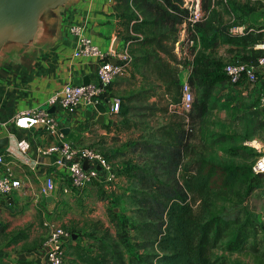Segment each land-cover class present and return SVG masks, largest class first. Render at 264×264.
<instances>
[{
  "label": "rangeland",
  "instance_id": "obj_1",
  "mask_svg": "<svg viewBox=\"0 0 264 264\" xmlns=\"http://www.w3.org/2000/svg\"><path fill=\"white\" fill-rule=\"evenodd\" d=\"M200 6L197 22L190 21L188 10L181 7L186 30L196 36L192 46L181 48V65L171 64L177 71H188L186 77L178 74L179 82L182 79L189 83L188 77L195 76L196 70L215 72L217 68L219 72L224 62L244 61L241 59L244 57L254 63L263 54L244 48L233 52L227 45L228 36L237 26L242 25L250 32V28L255 30L264 23L258 16V12L264 13L259 0H201ZM145 51L153 52L151 47ZM199 56L202 61L195 62ZM189 85L193 100L202 98L197 85ZM156 95L157 101L146 100L135 106L152 104L154 110L132 109L126 121L122 116L118 120L114 114H107L106 135L89 130L83 140H68L73 146H90L105 154L115 170V178L103 186L95 181V194L88 191L80 197L64 196L51 208L42 205L26 208L25 212L32 217L28 221L20 217V224H16L17 219L5 221L0 213V260L12 264L29 260L34 264L29 257L40 254L48 264L46 224L52 221L74 234V238L71 236L64 242V264H149L152 255L162 253L157 237L159 230H165L160 219L149 216L147 210L155 208L153 211L160 212L162 206H152L140 195L141 191H149L152 177L142 180L130 168L152 170L164 183L179 188L185 169L192 171L201 158L251 169L264 156V73L258 72L256 82L250 86L232 84L218 75L205 96L203 116L192 109L181 110L177 102L171 103L170 94L161 97L157 91ZM148 112L151 114L147 115ZM135 113L139 115L136 117ZM113 118L118 120L116 130L110 129ZM172 121L184 122L186 132V148H182L178 170L167 165L169 148L160 142L157 132L160 126ZM251 177L237 181L227 190L208 191L194 205L202 215L216 214L237 221L231 230L246 218L258 226V233L249 236L240 250H225L223 246L230 236L224 238L212 251L216 264H264V205L255 203L259 190L246 193Z\"/></svg>",
  "mask_w": 264,
  "mask_h": 264
},
{
  "label": "crops",
  "instance_id": "obj_2",
  "mask_svg": "<svg viewBox=\"0 0 264 264\" xmlns=\"http://www.w3.org/2000/svg\"><path fill=\"white\" fill-rule=\"evenodd\" d=\"M261 5L264 8L262 3ZM178 6L182 9L180 2ZM128 8L127 16L121 0H77L61 12V35L56 41L49 46L39 47L20 55L8 56L0 63V139H7L5 147L0 148V152L4 155V164L0 168V173L9 174L21 181L20 189L7 198H0V213L5 221L17 219L16 224H20V217L24 221L32 217L25 212L26 208L34 209L40 205L51 208L64 196L80 197L88 191H93L94 194L97 191V186L93 182L78 193H65L63 187L68 182L69 174L66 162L56 163V159L59 158L58 152L42 154L39 150L65 140L77 141L79 138L83 140V136H88L89 130L97 131L98 135H106L105 126L109 121L107 113L104 114L102 122H98L99 115L95 108L88 110L78 106L69 111L59 106H52L51 108L54 109L51 113L57 124L54 130H48L40 125L33 128H19L14 124L17 114L24 110L45 107L47 99L59 92L65 84H83L84 81L95 80L97 60L93 57L73 55L76 44L69 32L71 24L84 25L92 41L104 51L112 50L113 47L120 48L125 42L129 44L132 62L126 73L109 85L107 102L116 98L121 102L122 109V107L130 108L139 104L134 97L138 92L150 94L148 99L150 103H153V100L157 101L154 97H157V91L160 92L161 97L166 96L164 84L157 80V76L150 72L146 65L148 55L145 49L154 47L143 42L145 38L156 35L164 29L148 26L149 18L142 13L141 9L136 8L132 0H128ZM167 10L173 13L170 8ZM258 16L264 21L263 11L258 12ZM178 24L175 25L178 28L175 42L186 29L184 21ZM237 27L238 31L233 30L230 35L246 34L247 28L242 25ZM239 29L242 30L239 31ZM252 30L264 32V23L259 24L255 30L250 28V31ZM195 36H193L194 41ZM175 42L173 52L177 59L183 62L179 59L182 55L181 48L187 45L183 44L177 49ZM263 42L246 47L230 42L227 45L233 52L244 48L261 51L264 54V48L261 47ZM155 52L157 57L165 59L163 53L157 50ZM178 72L181 77H186L188 73L187 69ZM260 72L264 73V70ZM183 81L180 79V83ZM128 110L126 119L131 113V109ZM114 115L113 117H117L118 120L121 119L119 112ZM135 115L137 117L139 114L135 113ZM118 120L112 119L110 129L116 130L119 127ZM65 130H67L66 133ZM109 133L112 132L109 131ZM21 140L26 143V148L23 150L18 148V142ZM48 175L54 177L56 188L50 194L43 195L40 190ZM97 184L103 186V184ZM48 196H51L50 201L46 200ZM71 234V238H74V234ZM29 259L34 264H46L44 256L40 254L32 255Z\"/></svg>",
  "mask_w": 264,
  "mask_h": 264
},
{
  "label": "trees",
  "instance_id": "obj_3",
  "mask_svg": "<svg viewBox=\"0 0 264 264\" xmlns=\"http://www.w3.org/2000/svg\"><path fill=\"white\" fill-rule=\"evenodd\" d=\"M121 2L128 16V0H121ZM132 2L136 8L141 9L142 13L147 15L149 18L148 26L164 29V31L143 40V42L154 47L152 48L153 52L145 51L148 55L146 65L149 71L157 76V80L164 84L165 94H170V97H172L171 103H178L182 93L178 71L175 67L181 65V61L177 59L176 54L173 52V44L177 38L175 25L183 21L182 14L180 13L184 10L178 6L180 1L132 0ZM203 6L204 8L207 7L205 2ZM167 8H170L173 13L169 12ZM227 41L246 47L264 41V32L250 31L241 36L229 35ZM155 50L163 53L165 59L157 57ZM257 52L261 53V51ZM241 59L244 61L249 60L244 57H241ZM200 61L202 59L199 56L195 62ZM171 64L176 66L173 67ZM221 67L219 72H217V68H215V72L196 70L195 76L188 77L189 83L197 85V88L202 93V98L193 100L190 108L196 111L198 116H203L205 113V96L216 77L223 75L227 78ZM106 97H108L107 93L102 95L103 99ZM134 97H136L138 103H144L149 99L150 94L138 92ZM135 106L130 108L126 106L121 109V102H119L118 112L126 121L128 109H155L152 104L142 108ZM149 114L151 113L148 112L147 115ZM126 125L129 124L127 123ZM183 125L184 122L182 121H172L168 125L160 126L157 130L160 142L169 148L167 165L171 166L173 170H178V167L181 165V151L182 148H186V132ZM158 148L160 149V146ZM196 163L192 171L185 169L186 171L181 176L182 182L179 188L164 183L152 170L150 172L148 169H141L140 167L130 168L131 171L135 172L134 175H139V178L142 180L148 176L152 177L149 191H141L140 195L146 201L151 202L152 206H162L160 212L153 211L155 208L147 210L149 216L154 219H160L161 225L164 226L165 230H159L157 237V246L162 253L152 255L151 259L147 261L149 264H216V260L212 257V251L224 238L230 236L223 246L224 249L236 251L243 247L249 236H255L259 231L258 226L250 221L249 218H246L234 230H231L232 225L237 221L225 219L216 214L202 215V213H199L194 208V205L208 191L213 189L227 190L233 187L237 181L245 180L247 177L252 176L248 180L246 193H253L259 190L258 193L260 194L259 198L261 201L259 202V198H256L255 203H258L262 207L264 205V185L260 181L264 182V173L253 171L252 173L250 167L218 163L204 158L199 159ZM254 178H257L256 182H252ZM0 264L12 263L7 260H0ZM16 264L32 263L29 260H19Z\"/></svg>",
  "mask_w": 264,
  "mask_h": 264
},
{
  "label": "built area",
  "instance_id": "obj_4",
  "mask_svg": "<svg viewBox=\"0 0 264 264\" xmlns=\"http://www.w3.org/2000/svg\"><path fill=\"white\" fill-rule=\"evenodd\" d=\"M264 5V0H259ZM201 0H181V6L188 10L189 20L197 22L201 16ZM242 29H239L241 31ZM238 31V29H235ZM69 32L75 40L74 56L93 57L97 60L96 78L87 84H65L61 90L51 95L43 108L28 109L20 112L14 118L15 126L19 128H33L37 125L43 126L48 130L57 127L53 114L49 111L52 106H59L64 110H73L81 106L84 109L94 108L95 103H104L106 98L102 95L108 93L110 85L118 77L123 76L130 63L132 55L129 51V44L125 42L120 48L104 51L95 44L91 37L86 33V28L81 24H71ZM183 44L192 46L194 38L188 30H184L181 37L175 42L176 48ZM264 48V42L261 44ZM175 48V49H176ZM115 60V63L112 62ZM221 70L225 73L232 84L253 85L257 80L260 70H264V54L258 56L253 62H224ZM181 98L177 107L188 111L192 106L193 94L188 82L181 83ZM105 113L114 114L119 110V100L108 101ZM19 149H25L26 143L21 140L18 142ZM42 154L58 152L57 164L66 162L69 174L68 182L63 187L65 193H78L81 189L93 182L106 184L115 178V170L110 164L108 157L97 149L90 146L76 147L69 141H62L57 144H50L46 148H40ZM86 161V168L83 162ZM4 164V155L0 152V168ZM99 167L97 169L96 167ZM253 172L264 173V156L260 157L251 167ZM21 188V181L11 177L9 174L0 173V198H7L14 191ZM56 188V182L52 175L46 176L40 192L43 195L50 194ZM264 224V217L262 218ZM48 239L46 241L47 251L46 260L48 264L63 263V245L71 237V232L63 229L59 225L48 222Z\"/></svg>",
  "mask_w": 264,
  "mask_h": 264
},
{
  "label": "water",
  "instance_id": "obj_5",
  "mask_svg": "<svg viewBox=\"0 0 264 264\" xmlns=\"http://www.w3.org/2000/svg\"><path fill=\"white\" fill-rule=\"evenodd\" d=\"M76 1L0 0V63L8 56L33 51L56 41L61 35V12ZM112 62L115 63V60ZM108 106L106 100L104 103L94 104L99 115L98 122H102ZM53 109L49 111L52 112ZM6 142V138H1L0 148L5 147ZM83 167H88L86 161L83 162ZM96 168L99 169L98 166ZM50 197H46V200L50 201Z\"/></svg>",
  "mask_w": 264,
  "mask_h": 264
}]
</instances>
